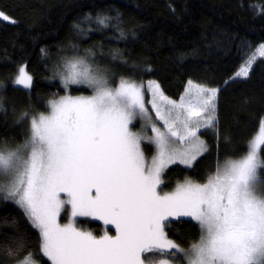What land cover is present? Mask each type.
<instances>
[{
    "label": "snow or ice",
    "instance_id": "obj_1",
    "mask_svg": "<svg viewBox=\"0 0 264 264\" xmlns=\"http://www.w3.org/2000/svg\"><path fill=\"white\" fill-rule=\"evenodd\" d=\"M252 62L236 75L247 76ZM63 68L66 88L87 85L92 94L49 101L47 113L31 117L24 145L0 148V177L9 181L0 191L39 230L50 264H175L148 255H163L164 249L184 252L187 264H264V121L245 155L218 164L204 183L186 179L164 191L168 165L191 167L206 150L197 133L202 122L213 123L217 89L197 86L193 104L169 99L150 81L147 103L157 125L144 86L134 79L121 78L113 86L84 58L68 59ZM32 80L26 66L19 67L15 83L31 88ZM136 120L143 122L140 132L134 130ZM145 142L155 148L150 160ZM64 217L68 222H61ZM176 217H190L200 227L188 251L165 235L164 222ZM78 218L102 221L115 234L95 235L79 227ZM23 247L19 240L9 255ZM17 264L37 261L29 252Z\"/></svg>",
    "mask_w": 264,
    "mask_h": 264
},
{
    "label": "trees",
    "instance_id": "obj_2",
    "mask_svg": "<svg viewBox=\"0 0 264 264\" xmlns=\"http://www.w3.org/2000/svg\"><path fill=\"white\" fill-rule=\"evenodd\" d=\"M0 14L9 17L0 18V148L24 145L31 117L47 113L49 101L92 94L88 86L66 88L57 78L63 62L75 56H90L113 86L121 78L144 89L154 81L177 102L189 85L217 89L213 123L197 133L206 150L189 168L169 167L164 191L186 179L204 183L218 164L245 155L264 121V57L246 77L236 75L264 46V0H0ZM21 66L33 78L31 88L15 83ZM143 147L151 158L152 146ZM82 223L97 235L104 228ZM164 231L185 251L200 237L191 220L167 221ZM19 240L23 249L9 255ZM29 252L37 264H50L39 230L0 191V264H17ZM165 255L156 259L169 258Z\"/></svg>",
    "mask_w": 264,
    "mask_h": 264
},
{
    "label": "rangeland",
    "instance_id": "obj_3",
    "mask_svg": "<svg viewBox=\"0 0 264 264\" xmlns=\"http://www.w3.org/2000/svg\"><path fill=\"white\" fill-rule=\"evenodd\" d=\"M90 57V56H89ZM88 56H86V57H77V56H75V57H72V58H84V59H86L89 63H90V65H91V62H92V59H90ZM260 57H264V55H261V46L259 47V49L257 50V52L248 60V61H253L252 63H251V66H250V68H249V71H250V69H251V67H252V65H253V63H254V61L255 60H257L258 58H260ZM66 61V60H65ZM64 61V62H65ZM248 61H247V63L245 64V66H247L248 65ZM63 62V63H64ZM93 64V63H92ZM63 65L64 64H62V66L58 69V71H57V78L60 80V81H62V76H61V73L64 71V68H63ZM93 68H97V67H95V66H93V65H91ZM245 66H243V67H245ZM102 71V70H101ZM249 71H248V73H249ZM240 77H246V76H240ZM63 83V82H62ZM70 86H76V85H69L68 87H70ZM85 86H87V85H85ZM145 99L146 100H151L152 99V92H151V90L149 89V83L145 86ZM160 91V90H159ZM161 92V91H160ZM217 95V94H216ZM184 100H185V102H187L189 99L190 100H192V102H193V104H195L196 103V101H197V98H198V90H197V86L196 85H189L188 87H187V89H186V92H185V95H184ZM145 100V101H146ZM216 100V99H215ZM215 100L213 101V103H214V105H215ZM146 106L149 108V110H150V112H151V115H152V118H153V121L155 122V123H159L160 124V122L158 121V120H156L155 119V112L154 111H151V104L150 103H147V101H146ZM215 113V112H214ZM207 115V114H206ZM213 119H214V114H213ZM135 122H137V123H139V125H138V127H139V130H135V131H137V132H140L141 130H142V124H143V122L142 121H140V120H136ZM135 122H134V124H135ZM159 124H157V125H159ZM209 125H207V124H204L203 122H202V126L200 127V129H199V131H201V130H203L204 128H206V127H208ZM148 134L149 135H151L152 133H151V129H150V127L148 128ZM258 134V133H257ZM198 135V134H197ZM200 138V137H199ZM201 140V139H200ZM145 143H147V142H145ZM151 145V144H150ZM152 146V156H154L155 154H156V152H155V148H154V146L153 145H151ZM19 148V147H18ZM15 149H17V148H15ZM15 149H13V150H15ZM202 154H200V155H198L197 156V158H196V160L199 158V156H201ZM151 158H149V160H150ZM195 160V161H196ZM195 161H193L192 162V165L194 164V162ZM177 164H179V165H182V166H184V167H186V168H189L188 166H186V165H184V164H181V163H175V164H170V165H168V167L166 168V170L169 168V167H171V166H173V165H177ZM165 170V171H166ZM0 183H1V186H7L8 185V183H9V181H8V179L6 178V177H0ZM161 187H162V185H161ZM262 187V190H264V185H262L261 186ZM4 193H6L5 191H3ZM12 199V198H11ZM14 202H15V200L14 199H12ZM178 219H185V220H191V221H194V222H196L195 220H192L190 217H176V218H169V220H167V221H170V220H178ZM83 220H86V221H92V222H99V223H101L102 224V227H104L103 229H102V231H101V234L100 235H103V233L105 232V231H109V234H115V229L111 226V225H104V223L102 222V221H98V220H92L91 218H78V220H77V224H78V226L79 227H81V228H83V223H82V225H80L79 224V222H83ZM167 221H165L164 222V224L167 222ZM62 223H66V222H68V218L67 217H64L63 219H62V221H61ZM197 223V222H196ZM198 224V223H197ZM83 229H86V230H89V231H92L93 232V234H95V235H97L93 230H91V229H89V228H83ZM111 231H113V233L111 232ZM169 252H171L172 253V255H171V257H169L170 259H172L173 257H174V259H175V264H187V259H186V257L184 256V252H176V250H174V249H164L163 250V253H165L166 255V257H168V253ZM157 254H158V252H154V253H151V254H148L151 258H153V259H156L157 258ZM177 256V257H176ZM179 257H183V259H180Z\"/></svg>",
    "mask_w": 264,
    "mask_h": 264
},
{
    "label": "bare ground",
    "instance_id": "obj_4",
    "mask_svg": "<svg viewBox=\"0 0 264 264\" xmlns=\"http://www.w3.org/2000/svg\"><path fill=\"white\" fill-rule=\"evenodd\" d=\"M179 258L183 259V257H179Z\"/></svg>",
    "mask_w": 264,
    "mask_h": 264
}]
</instances>
